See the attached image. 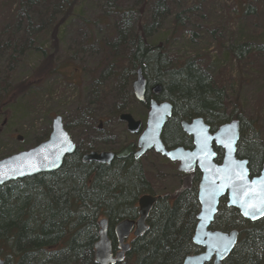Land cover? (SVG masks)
<instances>
[{
    "label": "trees",
    "instance_id": "16d2710c",
    "mask_svg": "<svg viewBox=\"0 0 264 264\" xmlns=\"http://www.w3.org/2000/svg\"><path fill=\"white\" fill-rule=\"evenodd\" d=\"M15 2L17 10L10 14L14 28L6 30L10 35L7 39L0 36V45L1 40H22L25 46L42 52L43 44L36 43L42 36L46 40L49 34L53 38L58 35L61 3L58 1L51 7L46 0ZM77 2L75 0L67 15L61 18L64 22ZM168 4V0H138L135 6L139 5L140 11H137L134 7L124 9L121 0H108L113 14L121 16V20L114 22L116 31L110 40L99 43L107 53L99 67L105 69L109 78L123 80L124 99L127 97L129 100L134 98L132 85L138 70L142 69L149 88L147 102L154 98L159 103L169 102L174 108L172 120L168 121L163 134L168 149L189 147V139L180 126L183 120L203 118L211 131L240 120L241 140L237 157L249 161L251 177L258 176L262 170L264 150L256 140L243 139L244 123L258 132L255 121L246 120L238 106L231 114L227 113L224 93L208 74L209 67L204 66L207 63L205 57L172 61L154 39L171 16ZM151 6L152 17L144 26V13ZM240 7L250 12L246 4L240 3ZM42 15L49 18L44 28L46 34L37 33L40 30L35 17L41 18ZM174 21V34H177L183 30L182 13ZM98 24L108 26V19L102 17ZM27 40L31 43L28 44ZM247 47L248 43L236 50L231 47L230 52L241 59L248 53ZM18 49L13 48V56ZM40 56L45 60L49 53L42 52ZM60 71L56 67L51 73ZM36 72L35 68L32 77ZM43 73L45 71L37 75ZM25 84L26 87L31 85L32 90L43 83ZM25 84L13 89L0 85V92L10 98L25 89ZM156 86H161V93L151 97L150 89ZM14 104L10 103L7 110ZM124 109L121 115L126 113ZM216 152L221 161L222 150L216 149ZM82 158L78 148L58 172L12 182L0 188V256L6 264H96L95 244L99 241V223L104 218L109 219L113 252L118 250L113 229L123 220L138 218V201L150 190L149 184L139 162L132 158L115 160L111 165L84 163ZM181 177L180 188L157 201L147 220L148 232L133 241L122 264H183L188 256L200 253V248L193 244L200 212L197 187L200 174L195 172ZM212 230L239 232L238 243L223 264H264V219L248 222L237 210L227 208L223 199Z\"/></svg>",
    "mask_w": 264,
    "mask_h": 264
},
{
    "label": "rangeland",
    "instance_id": "374dc122",
    "mask_svg": "<svg viewBox=\"0 0 264 264\" xmlns=\"http://www.w3.org/2000/svg\"><path fill=\"white\" fill-rule=\"evenodd\" d=\"M58 1L62 7L58 35L53 38L49 34L46 40L42 36L36 43L43 44L42 52L49 53L47 59L22 40H1L0 85L13 89L26 82L43 84L32 90L31 85L25 84V89L10 98L0 92V160L46 141L56 117H62L81 156L92 150L117 152L137 143L139 136L131 134L127 124L119 120L123 108L145 128L148 108L135 98L124 99L123 80L109 78L105 69L99 67L107 54L99 43L110 40L116 31L114 22H119L121 16L113 14L108 0H78L64 22L61 18L75 0H46L51 7ZM137 1L121 0V5L140 11V6H135ZM168 2L171 16L154 38L161 50L172 61L205 57L208 74L224 93L227 113L231 114L238 106L246 120L256 123L257 133L244 123L243 139L256 140L264 150V0ZM240 3L246 4L250 12L243 11ZM17 5L15 0H0V36L5 39L10 36L6 30L14 28L10 14H15ZM180 13L183 30L174 34V19ZM152 14L151 6L144 13V26L149 24ZM102 17L108 19V26L98 24ZM38 18L35 17L40 30L37 33L46 34L44 28L49 18L43 15ZM245 43L249 44L248 53L236 58L230 48L236 50ZM14 47L20 48L15 56ZM56 67L61 71L52 74ZM35 68L36 75L45 73L32 77ZM10 103L15 104L7 110ZM101 121L105 127L99 130ZM139 165L150 187L144 195L160 199L180 188L182 173L178 164L150 152Z\"/></svg>",
    "mask_w": 264,
    "mask_h": 264
},
{
    "label": "water",
    "instance_id": "95a60500",
    "mask_svg": "<svg viewBox=\"0 0 264 264\" xmlns=\"http://www.w3.org/2000/svg\"><path fill=\"white\" fill-rule=\"evenodd\" d=\"M148 83L142 69L137 72L132 91L139 103H146ZM161 86L154 88V94L161 93ZM173 106L168 103H158L152 100L149 106L146 129L140 135L138 144H130L121 152H91L83 156L85 163L111 165L117 160H124L131 154L141 159L147 153L155 151L172 162L179 163V171L191 174L198 170L201 179L198 184V202L200 212L193 237V244L201 249L198 254L188 256L183 264H223L234 251L239 238V232L213 231L212 225L219 212V206L226 199L229 209L237 210L242 218L251 223L264 219V161L260 174L251 177L249 161L237 157L241 140V122L233 120L211 133V128L203 118L192 122H182V130L193 139L192 150L176 148L168 150L163 143L162 135L166 124L172 117ZM120 121L127 124L128 131L140 134L142 122L136 121L132 115L123 114ZM222 150L220 164L215 148ZM137 148V150H135ZM77 146L65 129L62 117H56L52 122V132L49 139L39 146L0 160V188L16 181L33 178L42 174L58 172L67 157L74 155ZM159 197L144 195L138 201V218L119 222L114 229V235L119 244V251L114 254L109 236V219L99 223V241L95 244L96 264H122L131 250L128 239L134 233L135 239L148 232L147 220ZM261 208L255 215H244L252 212L253 207ZM0 264L6 262L0 256Z\"/></svg>",
    "mask_w": 264,
    "mask_h": 264
},
{
    "label": "flooded vegetation",
    "instance_id": "af4514ba",
    "mask_svg": "<svg viewBox=\"0 0 264 264\" xmlns=\"http://www.w3.org/2000/svg\"><path fill=\"white\" fill-rule=\"evenodd\" d=\"M147 90H149V88H147ZM150 96L151 97H155V96H157V95H155L154 94V89H150ZM152 100H155L154 98L152 99H150L149 100V102H146V104H144V106L145 107H147L148 108V110H149V103H150V101H152ZM164 102H166V101H161L160 103H164ZM173 114H174V108H173V113H172V117H173ZM172 117L170 118V120H172ZM195 119V118H194ZM194 119H192V120H190V121H187V120H183V121H181V124H182V122H184V121H186V122H192ZM169 123V122H168ZM167 123V124H168ZM166 124V125H167ZM181 124H180V126H181ZM207 124V123H206ZM103 127H105V125L103 124V122H101V125L99 126V130H102V128ZM181 129H182V126H181ZM217 131V130H216ZM216 131H211V133H215ZM182 132H183V130H182ZM164 134V133H163ZM183 134H184V136L186 137V138H188L189 139V147L188 148H185V149H187V150H192L193 149V145H194V142H193V139L191 138V137H189L187 134H185L184 132H183ZM176 148H179V147H176ZM176 148H170V149H176ZM182 148H184V147H182ZM215 148V151H216V147H214ZM135 150H137V148H135ZM217 150H220V149H217ZM110 152H113V151H110ZM119 151H117V152H114V153H118ZM218 152V151H217ZM218 154V153H217ZM159 155V154H158ZM129 158H132V159H134V160H136V161H138V162H140V160L141 159H136L135 158V156H134V154H131L129 157H127L126 159H129ZM144 158V157H143ZM142 158V159H143ZM164 159H166L165 157H163ZM115 160H117V159H115ZM114 160V161H115ZM125 160V159H124ZM113 161V162H114ZM168 161H170V160H168ZM171 163H175V162H172V161H170ZM217 162L220 164V159H219V154H218V159H217ZM175 164H178V166H180V164L179 163H175ZM179 168V167H178ZM195 172H198L199 174H200V172L198 171V170H196ZM195 172H193V173H195ZM192 174V173H191ZM182 175H189V174H183L182 173ZM200 179H201V174H200ZM200 181V180H199ZM154 208V207H153ZM114 229H115V227H114ZM114 229H113V233H114ZM109 236H110V230H109ZM115 236V235H114ZM142 237V236H141ZM132 239V241L131 242H128L129 240H131ZM135 240V237H134V233L131 235V237L128 239V241H127V243H129V244H131L132 245V243H133V241ZM119 251V244H118V250H116V252L115 253H117ZM114 253V254H115Z\"/></svg>",
    "mask_w": 264,
    "mask_h": 264
},
{
    "label": "snow or ice",
    "instance_id": "6c2138e0",
    "mask_svg": "<svg viewBox=\"0 0 264 264\" xmlns=\"http://www.w3.org/2000/svg\"><path fill=\"white\" fill-rule=\"evenodd\" d=\"M261 205L264 206V201H261ZM250 207H253V211L251 213L248 212V211H245L244 215H246V216L253 215L254 216L256 211H260L261 210V208H259V207H254V206H250Z\"/></svg>",
    "mask_w": 264,
    "mask_h": 264
},
{
    "label": "bare ground",
    "instance_id": "6f19581e",
    "mask_svg": "<svg viewBox=\"0 0 264 264\" xmlns=\"http://www.w3.org/2000/svg\"><path fill=\"white\" fill-rule=\"evenodd\" d=\"M83 159V158H82ZM84 162V161H83ZM85 163V162H84Z\"/></svg>",
    "mask_w": 264,
    "mask_h": 264
}]
</instances>
